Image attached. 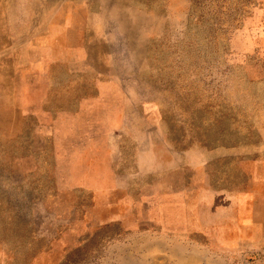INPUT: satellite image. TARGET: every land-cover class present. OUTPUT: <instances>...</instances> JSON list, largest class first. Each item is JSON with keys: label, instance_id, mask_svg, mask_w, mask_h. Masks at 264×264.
I'll use <instances>...</instances> for the list:
<instances>
[{"label": "rangeland", "instance_id": "374dc122", "mask_svg": "<svg viewBox=\"0 0 264 264\" xmlns=\"http://www.w3.org/2000/svg\"><path fill=\"white\" fill-rule=\"evenodd\" d=\"M0 264H264V0H0Z\"/></svg>", "mask_w": 264, "mask_h": 264}]
</instances>
